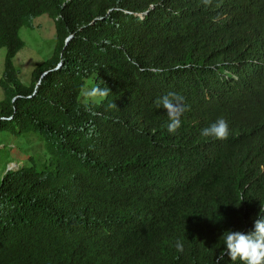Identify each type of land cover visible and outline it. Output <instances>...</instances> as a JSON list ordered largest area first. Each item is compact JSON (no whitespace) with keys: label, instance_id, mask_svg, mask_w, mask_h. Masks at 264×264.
<instances>
[{"label":"trees","instance_id":"1","mask_svg":"<svg viewBox=\"0 0 264 264\" xmlns=\"http://www.w3.org/2000/svg\"><path fill=\"white\" fill-rule=\"evenodd\" d=\"M42 14L56 44L26 85ZM0 48V135L26 156L0 174V264H232L223 233L264 214V0H0ZM221 117L227 140L201 136Z\"/></svg>","mask_w":264,"mask_h":264},{"label":"rangeland","instance_id":"2","mask_svg":"<svg viewBox=\"0 0 264 264\" xmlns=\"http://www.w3.org/2000/svg\"><path fill=\"white\" fill-rule=\"evenodd\" d=\"M19 34L24 41V47L14 57L13 63L19 71L20 80L27 85L30 83L31 73L35 66L50 57L54 50L56 44L55 21L48 14L30 18L29 24L22 26ZM5 53L6 49L0 48V77L4 68ZM82 97L83 101L90 103L95 102L96 98L97 101L102 98L92 89L91 82L88 83ZM0 144V174L3 173L4 168L17 169L26 156L21 155L22 152L8 136L0 135ZM32 147L38 148L39 146Z\"/></svg>","mask_w":264,"mask_h":264},{"label":"clouds","instance_id":"3","mask_svg":"<svg viewBox=\"0 0 264 264\" xmlns=\"http://www.w3.org/2000/svg\"><path fill=\"white\" fill-rule=\"evenodd\" d=\"M204 2L207 4L210 0H204ZM156 103L159 108L166 111L167 131L174 134L181 127L180 115L187 110L184 107V97L175 92H169L159 97ZM200 134L206 138L227 140L230 135L229 124L224 118H217L207 127L202 128ZM222 236L224 256H227L232 264H264V214H260L254 221L251 231L243 233L228 230ZM176 249L183 251V244L177 242Z\"/></svg>","mask_w":264,"mask_h":264}]
</instances>
